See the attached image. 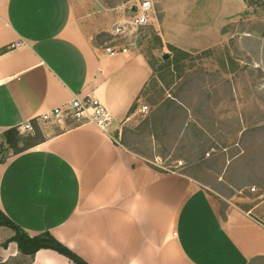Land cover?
<instances>
[{
  "label": "crops",
  "instance_id": "crops-1",
  "mask_svg": "<svg viewBox=\"0 0 264 264\" xmlns=\"http://www.w3.org/2000/svg\"><path fill=\"white\" fill-rule=\"evenodd\" d=\"M132 4L0 0V141L27 121L38 131L36 117L77 95L98 97L113 117L108 131L67 118L59 125L68 126L9 152L0 160V209L90 264H264L259 203L248 205L243 192L221 193L222 201L198 169L177 157L184 167L169 170L160 162L171 154L130 136L154 69L138 47L108 55L96 37L112 33ZM16 41L25 44L11 49ZM14 235L0 227V263L71 264L53 249L30 257L15 241L2 245Z\"/></svg>",
  "mask_w": 264,
  "mask_h": 264
},
{
  "label": "rangeland",
  "instance_id": "rangeland-1",
  "mask_svg": "<svg viewBox=\"0 0 264 264\" xmlns=\"http://www.w3.org/2000/svg\"><path fill=\"white\" fill-rule=\"evenodd\" d=\"M91 1L104 10L143 0ZM151 1L145 27L129 37H96L104 47L134 39L155 69L140 101L149 112L137 114L141 123L130 136L171 154L160 162L169 170L198 169L222 201L221 193L250 195L248 205L259 203L254 213L264 219V0ZM59 124L42 121L34 134L19 131L20 147L68 126Z\"/></svg>",
  "mask_w": 264,
  "mask_h": 264
},
{
  "label": "built area",
  "instance_id": "built-area-1",
  "mask_svg": "<svg viewBox=\"0 0 264 264\" xmlns=\"http://www.w3.org/2000/svg\"><path fill=\"white\" fill-rule=\"evenodd\" d=\"M133 5L129 7L130 15L128 17L125 16L114 24L112 29L114 36L129 37L130 31L141 29L149 24L151 13L154 10L153 2L151 0H143L135 3L136 10L134 12L132 11ZM24 44V41H16L10 44V48H18ZM132 46L138 47L134 39H129V41L123 44L106 45L104 50L108 55H116L120 52H128ZM137 111L141 115H147L149 106L142 103L138 105ZM67 118H74L79 122L94 123L103 131H108L113 124V117L107 107L94 95H77L71 101L45 111L35 119H40L45 122H62ZM19 131L34 134L35 127L33 121L23 123ZM2 153L3 145L2 141H0V156ZM251 190L256 191V187H252Z\"/></svg>",
  "mask_w": 264,
  "mask_h": 264
},
{
  "label": "trees",
  "instance_id": "trees-1",
  "mask_svg": "<svg viewBox=\"0 0 264 264\" xmlns=\"http://www.w3.org/2000/svg\"><path fill=\"white\" fill-rule=\"evenodd\" d=\"M23 139L19 129L11 128L7 130L4 134V140L2 141L4 150L0 156V160L4 159L9 153L6 152L7 150L5 151V148L8 149V151L12 149L15 153H18L36 144L35 142H31L27 146L20 147V143ZM26 139L31 140V137ZM2 226L9 227L15 231V235L6 240L2 245L7 246L9 242L15 241L18 244L19 251L25 256L33 257L41 249H53L68 257L71 264H90L81 255L58 240L51 232L45 231L32 236L0 209V227Z\"/></svg>",
  "mask_w": 264,
  "mask_h": 264
},
{
  "label": "water",
  "instance_id": "water-1",
  "mask_svg": "<svg viewBox=\"0 0 264 264\" xmlns=\"http://www.w3.org/2000/svg\"><path fill=\"white\" fill-rule=\"evenodd\" d=\"M136 10V5L134 4L133 6H132V11L134 12ZM170 57V54L169 53H166L164 56H163V58L164 59H168Z\"/></svg>",
  "mask_w": 264,
  "mask_h": 264
}]
</instances>
